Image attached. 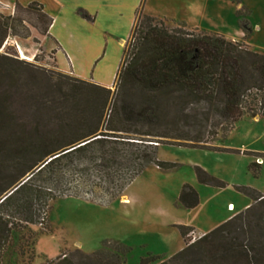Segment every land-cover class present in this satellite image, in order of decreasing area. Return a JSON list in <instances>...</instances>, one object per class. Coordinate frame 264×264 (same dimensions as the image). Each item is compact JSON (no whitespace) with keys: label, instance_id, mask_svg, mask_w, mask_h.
Returning <instances> with one entry per match:
<instances>
[{"label":"rangeland","instance_id":"rangeland-1","mask_svg":"<svg viewBox=\"0 0 264 264\" xmlns=\"http://www.w3.org/2000/svg\"><path fill=\"white\" fill-rule=\"evenodd\" d=\"M241 6L251 26L246 37L236 15ZM143 11L171 29L218 33L264 54V0H146ZM23 15L38 23L33 13ZM24 24L0 50L37 66L19 69L30 83L8 100L6 115L21 127L0 129V198L32 175L27 186L30 196L35 191L52 199L45 228L32 223L29 210H18L8 218V206L0 207V217L14 228L1 244L0 264H43L60 253L68 257L75 256V250L92 253L104 249L106 240L131 248L124 264H139L148 253L160 257L149 264H158L182 249L178 225L210 231L223 221L227 207L242 210L248 197L234 186L251 187L264 195V118L242 116L223 139L221 131L202 123L200 113L182 112L172 102L154 110L149 102L141 104L133 91L121 92L114 83L102 108L99 98H85V89L90 88L76 76L58 73L51 53L42 47L41 34ZM110 127L122 132L108 131ZM90 129L96 130L93 135L100 142L61 153L47 163L80 142L78 138ZM177 136L192 140L170 138ZM199 141L223 150L195 147ZM154 149L158 160L175 166L162 169L149 164L139 171L144 163L139 154ZM253 156L260 165L257 176L248 169ZM194 165L226 185L199 184ZM76 183L90 190L89 198L81 188L69 189ZM184 183L199 194L193 208L177 202ZM200 236L192 230L187 242Z\"/></svg>","mask_w":264,"mask_h":264},{"label":"trees","instance_id":"trees-1","mask_svg":"<svg viewBox=\"0 0 264 264\" xmlns=\"http://www.w3.org/2000/svg\"><path fill=\"white\" fill-rule=\"evenodd\" d=\"M23 13H33L38 23L35 24L30 18L24 17ZM246 14L247 11L242 6L236 11L243 37L248 36L251 31V26L245 18ZM81 16L89 19L85 12H81ZM157 18L144 13L141 5L135 10L134 22L124 44L113 82L115 86H119L121 92L133 91L141 104L149 102L154 106H152L154 110H158L162 103L172 102L173 107L179 108L182 112L183 110L189 113L198 112L203 117L202 123L204 125L210 123L221 131L223 139L242 116L264 118V54L218 33L196 29L191 31L171 29ZM26 22L39 34L45 35L51 18L43 12L41 4L35 1L26 5L16 2L11 14H0V50L2 47L6 49L4 42L10 34H16V27H24ZM21 68L37 66L16 59L6 50L0 52V129H5L9 125L18 127L12 122L13 119L6 115V108L9 105L8 100L19 96L21 87L30 83L29 77L21 76L22 72L19 71ZM58 73L62 74L60 71ZM75 80L90 88L85 89L86 99L99 98V105L104 108L112 95L109 87L77 77ZM74 89L79 90L78 87ZM150 105L147 106L148 110ZM91 111L94 113L95 110ZM141 112L142 108L137 115ZM188 112L184 113V116H187ZM107 130L122 132V128L117 127H110ZM87 131V134L78 138L80 142L54 154L53 156H56L47 163L62 154L79 151L90 143L101 141L96 138L97 135H93L96 130ZM102 135L106 137V133ZM170 138L192 140L180 136ZM199 143L201 144L195 147L223 150L208 146L203 141ZM155 149L150 154H139L138 157L144 162L139 171L149 164H155L162 169L175 166L173 163L158 160ZM193 168L199 183L214 187L226 185L201 167L194 165ZM259 168L260 165L256 162L248 165L253 176H257ZM31 177L32 175L26 177L13 186L8 194H4L0 198V207L8 206L9 214L6 213L8 218L11 213L18 210H29L32 223L37 225L40 214L43 213L44 220L39 226L45 228L49 211L48 202L52 198L45 194L38 196L35 191L31 197L29 194L31 190L27 188ZM234 188L246 195L251 204L190 243L187 242V234L193 228L178 225L183 241L182 249L167 259L160 260L158 264H264V195L251 187ZM177 202L185 208H193L199 202V195L191 185L184 183L178 193ZM9 224L8 220L0 217V252L1 244L8 240L11 231L14 230ZM103 244L107 249L99 248L92 253L75 250V256L72 257L60 253L55 259L46 260L43 264L125 263V257L131 250L129 246L120 241L108 240ZM158 259L159 256L148 253L140 259L139 264H149Z\"/></svg>","mask_w":264,"mask_h":264},{"label":"crops","instance_id":"crops-1","mask_svg":"<svg viewBox=\"0 0 264 264\" xmlns=\"http://www.w3.org/2000/svg\"><path fill=\"white\" fill-rule=\"evenodd\" d=\"M33 1L41 4L43 12L51 18L47 33L40 39L43 49L51 53L55 68L111 87L121 61L123 43L134 22L135 10L141 5L143 11L146 0H0V14H11L16 2L26 5ZM81 12H85L89 19L82 17ZM254 160L255 157L252 162ZM250 204L248 198L242 210ZM226 211L223 221L240 210L227 207ZM192 228L201 235L209 231Z\"/></svg>","mask_w":264,"mask_h":264},{"label":"built area","instance_id":"built-area-1","mask_svg":"<svg viewBox=\"0 0 264 264\" xmlns=\"http://www.w3.org/2000/svg\"><path fill=\"white\" fill-rule=\"evenodd\" d=\"M79 183V182H78ZM78 183H76V184H74V186L73 185H71V186H69V189H71V190H76V191H78L79 190V188H81V189H83L84 190V194H85V196H86V198H89L90 197V190H88L85 186L84 187H82L81 185V183H79V184H81V185H79ZM82 190V191H83ZM70 192V191H69ZM231 206V205H230ZM44 220V216H43V213L42 214H40V217H39V223H38V225H41V223H42V221Z\"/></svg>","mask_w":264,"mask_h":264},{"label":"water","instance_id":"water-1","mask_svg":"<svg viewBox=\"0 0 264 264\" xmlns=\"http://www.w3.org/2000/svg\"><path fill=\"white\" fill-rule=\"evenodd\" d=\"M8 193H9V192H8ZM8 193H7V194H8Z\"/></svg>","mask_w":264,"mask_h":264},{"label":"flooded vegetation","instance_id":"flooded-vegetation-1","mask_svg":"<svg viewBox=\"0 0 264 264\" xmlns=\"http://www.w3.org/2000/svg\"><path fill=\"white\" fill-rule=\"evenodd\" d=\"M78 146V145H77Z\"/></svg>","mask_w":264,"mask_h":264}]
</instances>
